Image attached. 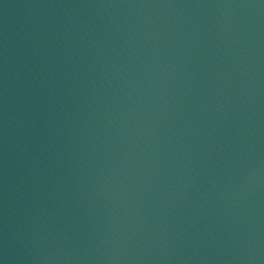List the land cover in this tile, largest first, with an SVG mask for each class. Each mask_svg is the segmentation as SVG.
I'll list each match as a JSON object with an SVG mask.
<instances>
[{
	"label": "water",
	"instance_id": "1",
	"mask_svg": "<svg viewBox=\"0 0 264 264\" xmlns=\"http://www.w3.org/2000/svg\"><path fill=\"white\" fill-rule=\"evenodd\" d=\"M0 264H264V0H0Z\"/></svg>",
	"mask_w": 264,
	"mask_h": 264
}]
</instances>
